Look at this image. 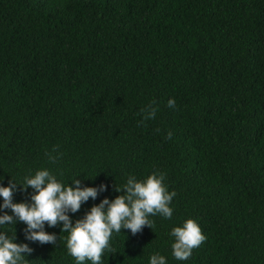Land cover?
Instances as JSON below:
<instances>
[{
  "label": "trees",
  "instance_id": "obj_1",
  "mask_svg": "<svg viewBox=\"0 0 264 264\" xmlns=\"http://www.w3.org/2000/svg\"><path fill=\"white\" fill-rule=\"evenodd\" d=\"M40 168L108 185L72 219L164 173L172 218L113 233L102 264H264V0H0V179ZM187 219L205 239L177 261L169 232ZM60 227L45 226L55 244L0 231L27 264H75Z\"/></svg>",
  "mask_w": 264,
  "mask_h": 264
},
{
  "label": "clouds",
  "instance_id": "obj_2",
  "mask_svg": "<svg viewBox=\"0 0 264 264\" xmlns=\"http://www.w3.org/2000/svg\"><path fill=\"white\" fill-rule=\"evenodd\" d=\"M167 106L174 108L175 100L169 99ZM143 112L144 119H152L156 109L149 105ZM46 155L50 163L59 159V154ZM164 180V173L159 171H153L143 179L130 175L122 187L114 189L122 194L111 200L105 197L85 211L81 218L72 219L70 214L79 212L90 198L95 201L98 195L108 190V185L82 186L79 179L73 180L71 185L64 184L47 168L37 169L19 183L11 179L7 186L0 179V228L22 222L25 225V241L55 244L56 235L46 232L45 226L53 228L59 224L61 233H67L65 248L75 264H85L86 261L102 264V255L106 251L111 252L109 242L113 233L127 229L135 235L144 226L152 227L150 216L172 218L173 208L170 205L176 193L167 190ZM18 186L21 192L29 188L32 190L28 202H14L13 195ZM169 236L172 256L177 261H186L192 250L205 239L192 219L174 226ZM32 251L28 243H16L15 233L9 235L0 231V264H27L26 256ZM147 264H167V261L163 255L153 253L148 257Z\"/></svg>",
  "mask_w": 264,
  "mask_h": 264
}]
</instances>
